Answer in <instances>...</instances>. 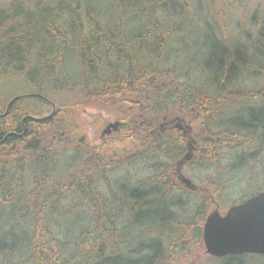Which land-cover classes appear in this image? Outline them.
<instances>
[{"label": "trees", "instance_id": "16d2710c", "mask_svg": "<svg viewBox=\"0 0 264 264\" xmlns=\"http://www.w3.org/2000/svg\"><path fill=\"white\" fill-rule=\"evenodd\" d=\"M26 2L0 9V19L25 9L35 25L0 35V74L27 82L4 93L14 96L0 109V264H176L201 243L209 204L264 192V10L248 19L247 46L215 37L229 26L230 0L212 3L213 12L207 0L200 11L187 0ZM60 88L71 102L53 96ZM96 102L119 108L134 132L123 151L88 142L77 116ZM75 111L73 145L54 148L69 140ZM177 117L196 120L197 132L168 131ZM188 152L183 164L206 176L195 184L204 196L189 191L197 197L187 202L174 176ZM243 183L247 191L232 198Z\"/></svg>", "mask_w": 264, "mask_h": 264}, {"label": "rangeland", "instance_id": "374dc122", "mask_svg": "<svg viewBox=\"0 0 264 264\" xmlns=\"http://www.w3.org/2000/svg\"><path fill=\"white\" fill-rule=\"evenodd\" d=\"M8 1L9 0H0V9H4L6 5L8 4ZM20 1L26 2L28 0H20ZM184 1L186 0H181V2L183 3ZM187 1L189 3V4L187 3V5L190 9H195L198 11L203 9L201 0H187ZM217 1L218 0H207L206 4H207V9L209 12L214 11L212 3L215 5ZM229 4L231 6V10L229 13V19H228L229 26L222 24L221 26H222L223 33L221 32L218 33L219 36H217L216 31L214 30V33L216 34L215 37L220 40L219 37H221L222 35H225L226 40L230 43L235 42V40L246 43L248 39L247 32L252 28L251 23H248V19L251 17V15H254L257 11L264 10V0H230ZM216 10H218L220 13L221 11H224V6L217 7L216 5ZM108 12L112 13L113 11H111L110 9ZM10 14L16 15V17L8 18L7 15H10ZM30 17L31 16L29 15V12L25 9L23 10L22 8H17V10L14 9L13 11L9 10V11L4 12V15L1 16L0 24L3 23L5 26V29L0 30V35L2 36L7 35L10 29L15 28L16 26L21 27L23 25V22H25V20H28L30 24ZM254 17L255 15L253 16V18ZM33 27L35 28V25L33 26L31 24L28 25V30L30 31V34H32ZM198 27L211 28V25L204 24V25H198ZM205 33L208 34L210 33V31L207 30L205 31ZM186 37H189V36H186ZM195 41L198 42V35H197V38H195ZM247 46H248V41H247ZM2 56L3 55L0 52V57ZM1 71L2 69H0V72ZM69 71H72V70H69ZM11 72L9 71L8 75L6 74L4 76L0 74V109H2L3 106L5 107L6 103L14 96V95L13 96L10 95L11 97H9L8 95L6 97V94L8 93V91L21 90L27 85V82L24 80L22 75H20L17 72H12V73ZM247 74L251 75L249 71ZM28 88L25 89V92H29ZM4 93L6 94L4 95ZM53 96L56 99L58 98L59 101L64 99V100H68L69 102H71L73 98V96H71V94H69V91H67V89L65 88H60L59 91L57 90ZM25 102L29 103V101H25ZM21 109L23 108L21 107ZM119 110H120L119 108H116V107L114 108L113 106L105 107V106H102L100 103L96 102V103H93V104L90 103L89 105L84 106L83 112L78 113L77 119L80 120L82 124V128H83V132L86 134L87 140L88 142H90V144H93L95 146L96 145L103 146L107 149H110L109 152L119 150V149L123 151V147L125 148L127 147V142L125 139L126 137L129 136L130 133H134V132L130 131L128 127H125V123H124L125 121L122 120L121 117H119V114H118ZM47 111L49 110L47 109ZM19 113L23 114V110L22 112L20 111ZM177 118L179 119V117ZM67 119L70 120V121L69 120L67 121L68 124L71 122V127L69 126L70 125L69 124L67 128L72 129V131L67 130V134H68L67 136L69 137V140L65 144H62V143L60 145L56 144L54 148L63 149V148H66L67 146V149H70L71 146L73 145L72 141L75 139L73 135H76V111H75V114H73L72 116H69V118ZM178 119L173 118L172 119L174 121L173 123L165 124V127L168 126V131H171L172 133H176V134L178 133L182 134L183 131H186V128L189 129V126H190L192 133L195 134L197 132L198 122L196 120H193L190 118H187V119L183 118L179 120ZM181 120H184V122H182ZM114 123H119L120 125L117 127L116 130L110 129L109 133H105V130L107 129V127L110 124H114ZM185 125H189V126L185 127ZM124 152L126 153L130 151L125 150ZM192 166H193V169H192ZM130 169H131L130 170L131 172L137 171V169L134 167ZM125 171L126 170H123L121 172L125 173ZM121 172L118 174L112 175V177H121ZM181 172H182L183 177H186L192 180V183L194 185L199 184L201 180L199 177L204 178L206 176V174L205 176H203L202 171L197 169L195 165H184V167L181 168ZM176 177L177 176H174L176 187L184 188L182 190H184L187 193L185 200L188 202L189 197H191L192 199L193 197L196 198L197 195H194L192 192H189V189L184 185V183H182V181L180 182L179 180H177ZM247 188H248L247 184L243 183L242 185H238L236 188L229 189L228 193L229 195H231L232 198L239 199V197L242 196V194L245 193V191H247ZM188 194H191V196H188ZM198 194H199L198 196H200L198 198H202L204 196L202 193H200V191L198 192ZM181 200L183 201V199ZM192 203L194 205V202H191V204ZM217 203L218 202H214V204H211V205L209 204L208 207H207V204H205L204 208L207 207L206 216L211 211H213ZM218 205H219L218 207L219 212L224 213L227 207L230 206V203L228 205H224L221 202H219ZM196 221L198 222V220ZM187 238H189L188 239L189 242H194V240L196 239L195 237L192 236V233H190V231H189V234L187 235ZM248 257L249 256L244 255V257L242 258V261L245 262L244 264H264V261L259 255H256V257H253L252 258L253 260ZM176 264H213V263L210 261V257L205 254L203 243L201 240V243H196V244L194 243L191 246H189L188 251L182 252V254L181 253L178 254Z\"/></svg>", "mask_w": 264, "mask_h": 264}, {"label": "water", "instance_id": "95a60500", "mask_svg": "<svg viewBox=\"0 0 264 264\" xmlns=\"http://www.w3.org/2000/svg\"><path fill=\"white\" fill-rule=\"evenodd\" d=\"M14 100L15 98L10 101L6 112ZM119 125L110 124L105 133H109L110 129L116 130ZM190 157L188 152L178 166ZM179 178L189 190H197L198 187L190 179L183 176ZM202 243L205 254L212 258L245 254L260 255L264 258V192L229 206L223 214L215 205L204 220Z\"/></svg>", "mask_w": 264, "mask_h": 264}, {"label": "flooded vegetation", "instance_id": "af4514ba", "mask_svg": "<svg viewBox=\"0 0 264 264\" xmlns=\"http://www.w3.org/2000/svg\"><path fill=\"white\" fill-rule=\"evenodd\" d=\"M176 119H178V118H176ZM179 120V119H178ZM182 122H184V120H181ZM174 121L171 119L170 121H167V123H173ZM186 126H189V125H185V127ZM188 128H186V131H183V133L182 134H180V135H182V136H184V137H186V138H190V137H192V130H191V128H190V126H189V129L187 130ZM184 165V164H183ZM182 165V166H183ZM182 166H179L178 168H177V170H176V172H175V175L177 176V180H179L180 182H181V180H180V176H183L182 175V172H181V168H182ZM180 171V172H179ZM199 188V187H198ZM198 188H197V190H195V191H193V192H198ZM189 191H192V190H189ZM217 206L219 207V205L217 204Z\"/></svg>", "mask_w": 264, "mask_h": 264}, {"label": "bare ground", "instance_id": "6f19581e", "mask_svg": "<svg viewBox=\"0 0 264 264\" xmlns=\"http://www.w3.org/2000/svg\"><path fill=\"white\" fill-rule=\"evenodd\" d=\"M22 12V11H21ZM148 34V33H147ZM16 99V98H15ZM10 103V102H9ZM21 117V116H20ZM131 172V171H130ZM171 195V194H170Z\"/></svg>", "mask_w": 264, "mask_h": 264}]
</instances>
